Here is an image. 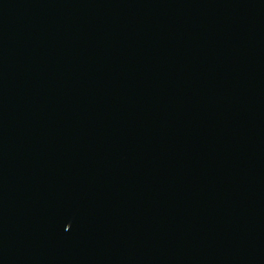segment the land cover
I'll list each match as a JSON object with an SVG mask.
<instances>
[{
	"label": "water",
	"instance_id": "1",
	"mask_svg": "<svg viewBox=\"0 0 264 264\" xmlns=\"http://www.w3.org/2000/svg\"><path fill=\"white\" fill-rule=\"evenodd\" d=\"M0 264H264V0H0Z\"/></svg>",
	"mask_w": 264,
	"mask_h": 264
}]
</instances>
